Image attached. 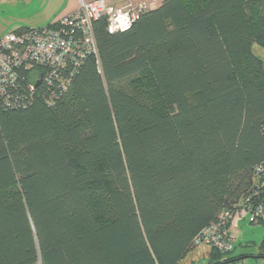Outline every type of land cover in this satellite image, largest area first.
Returning a JSON list of instances; mask_svg holds the SVG:
<instances>
[{"label":"trees","instance_id":"16d2710c","mask_svg":"<svg viewBox=\"0 0 264 264\" xmlns=\"http://www.w3.org/2000/svg\"><path fill=\"white\" fill-rule=\"evenodd\" d=\"M93 33L62 95L0 110V264H183L220 211L264 202V0Z\"/></svg>","mask_w":264,"mask_h":264},{"label":"built area","instance_id":"2783aa9c","mask_svg":"<svg viewBox=\"0 0 264 264\" xmlns=\"http://www.w3.org/2000/svg\"><path fill=\"white\" fill-rule=\"evenodd\" d=\"M151 3L113 6L106 0H80L72 13L49 25L1 35L0 110L24 107L35 93L38 80L47 86L43 101L52 103L66 90L78 65L89 55L97 56L93 22L104 19L109 33L124 32ZM253 171L264 176V159L254 165ZM243 219L264 225V202L223 209L194 235L192 244L227 253L233 248L238 222Z\"/></svg>","mask_w":264,"mask_h":264},{"label":"rangeland","instance_id":"374dc122","mask_svg":"<svg viewBox=\"0 0 264 264\" xmlns=\"http://www.w3.org/2000/svg\"><path fill=\"white\" fill-rule=\"evenodd\" d=\"M54 1L34 0L24 9L20 5L8 7L5 12L0 13V27L3 28L10 25L13 26L15 23L26 22L28 28H36L37 24L31 25L30 21H25L23 18L37 17L35 15L40 14L42 11H48ZM39 18L41 19V16ZM43 26L45 25H39V27ZM15 27L13 26V28ZM252 50L254 54L264 60V47L253 44ZM263 242L264 225L262 223H249L247 219H243L238 222L237 236L230 252L218 257L214 256L211 246L198 245L188 251L181 262L183 264H210V262L214 263L217 261L222 264H264V257H259L260 254H264V247L261 248ZM239 256L244 257L223 263L224 259L237 258Z\"/></svg>","mask_w":264,"mask_h":264},{"label":"crops","instance_id":"0c3cea01","mask_svg":"<svg viewBox=\"0 0 264 264\" xmlns=\"http://www.w3.org/2000/svg\"><path fill=\"white\" fill-rule=\"evenodd\" d=\"M33 1L34 0H0V13L5 12V10L8 7H15L18 5H20L24 9L27 7L29 3ZM79 1L80 0H55L52 3L51 8L48 9V11H42L40 14L35 15L37 17H32V18L25 17L23 19L25 21H30L31 25L37 24V27H39L40 24H44L46 26L55 22L57 19L61 18L62 16L72 13L77 8ZM86 1H91V0H86ZM106 1L113 6H121L128 2L131 3H138L141 1H145L148 3L152 2L150 4V7L147 9V10H152L155 9L161 3L162 0H106ZM39 16H41V19L39 18ZM26 25H27L26 22H19L13 25L16 26L15 28H13V26L11 25L6 27L2 26L3 28L0 27V36L8 31H13L16 29L22 30L24 28H28Z\"/></svg>","mask_w":264,"mask_h":264},{"label":"water","instance_id":"95a60500","mask_svg":"<svg viewBox=\"0 0 264 264\" xmlns=\"http://www.w3.org/2000/svg\"><path fill=\"white\" fill-rule=\"evenodd\" d=\"M39 82H40V81L38 80V81L36 82V85H38V84H39Z\"/></svg>","mask_w":264,"mask_h":264}]
</instances>
